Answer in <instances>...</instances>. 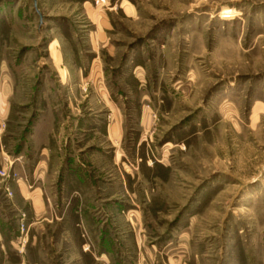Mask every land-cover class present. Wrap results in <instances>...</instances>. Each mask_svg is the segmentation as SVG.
<instances>
[{
  "label": "rangeland",
  "instance_id": "1",
  "mask_svg": "<svg viewBox=\"0 0 264 264\" xmlns=\"http://www.w3.org/2000/svg\"><path fill=\"white\" fill-rule=\"evenodd\" d=\"M0 99L77 165L0 264H264V0H0Z\"/></svg>",
  "mask_w": 264,
  "mask_h": 264
},
{
  "label": "crops",
  "instance_id": "2",
  "mask_svg": "<svg viewBox=\"0 0 264 264\" xmlns=\"http://www.w3.org/2000/svg\"><path fill=\"white\" fill-rule=\"evenodd\" d=\"M3 109L4 100L0 99V114H3ZM67 120H70L71 123L75 122V128L77 125L79 126L80 120ZM52 133L50 127L44 126L42 131H38L37 138H35L34 141L28 140L24 142V145L13 154V169L18 173L19 181H11L9 184L12 188V198H8L9 206H3L0 203V255H2L7 261L15 257L10 248L13 237L15 235L17 236L18 233L17 224H15L16 220L14 221V219H17L16 215L19 212L18 208L22 207L24 204L23 207H25L27 211L23 212L26 213L29 218L41 216L42 219H40V221H35L33 223V225H38L39 228H41V225H44V223H51L52 220L49 219V216L53 214L55 215L56 213H67V210L64 207L59 210L57 209L53 214L51 213L50 205L47 204L48 195L46 193L47 188L45 182L54 178L52 175H55V178L56 175L58 177V174L61 173L60 169L62 167L65 168L67 174L71 172L70 167L77 165L75 164L76 162L73 160V157L66 155L65 150L63 153V150L60 149L59 144L63 141V136L60 135L59 138L57 136L56 147V145L52 144V139L54 138V134ZM33 134H35L34 130L31 135ZM64 141H66V138ZM57 154L59 155V159L56 158ZM64 155L65 158H63ZM56 166H58V169ZM68 181L65 180V182ZM52 185L54 187L56 186L54 184ZM8 209H10L9 211L14 216H7L8 212L6 213V211H8ZM29 226L32 227L31 224Z\"/></svg>",
  "mask_w": 264,
  "mask_h": 264
},
{
  "label": "built area",
  "instance_id": "3",
  "mask_svg": "<svg viewBox=\"0 0 264 264\" xmlns=\"http://www.w3.org/2000/svg\"><path fill=\"white\" fill-rule=\"evenodd\" d=\"M13 167H14V160H10L9 158H6L4 160V167L0 170V178H7V179H10L11 181L18 182L19 181V175H18V173H16L14 171ZM19 234H20V236H23V237L22 238L17 237L16 243L17 242L19 243V241H21V239L24 241V238L26 236L25 227L23 225V219L20 220Z\"/></svg>",
  "mask_w": 264,
  "mask_h": 264
}]
</instances>
